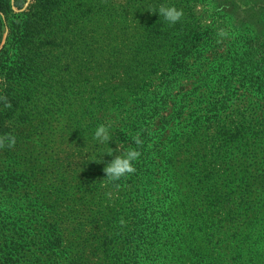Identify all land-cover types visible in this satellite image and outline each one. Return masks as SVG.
<instances>
[{
  "label": "trees",
  "instance_id": "1",
  "mask_svg": "<svg viewBox=\"0 0 264 264\" xmlns=\"http://www.w3.org/2000/svg\"><path fill=\"white\" fill-rule=\"evenodd\" d=\"M26 2L0 0V138L47 133L50 115L30 105L60 69L44 67L55 49L83 106L72 137L55 136L73 163L58 152L0 169V264H264V0H168L175 24L155 13L165 0ZM108 122L110 147L141 153L117 180L112 156L92 160ZM15 185L21 213L3 194Z\"/></svg>",
  "mask_w": 264,
  "mask_h": 264
},
{
  "label": "rangeland",
  "instance_id": "2",
  "mask_svg": "<svg viewBox=\"0 0 264 264\" xmlns=\"http://www.w3.org/2000/svg\"><path fill=\"white\" fill-rule=\"evenodd\" d=\"M32 0H27L26 4H31ZM64 12L69 9L72 10L73 4L67 3L64 6ZM17 13H20L22 10L16 9L14 10ZM8 31L5 33L4 38L2 40V44L0 48H3L7 42ZM54 56L58 61H55L54 57H50V61L46 62L44 67L45 69H49L53 64L60 67L56 72L53 71L49 75V79L42 82L37 90V81H29L34 82L33 86L36 88V93L34 92V96L32 99L31 109H38L39 113L46 112L50 115L51 119L47 120L46 128L47 133L44 135H38L40 128L32 125V129L29 131V128L25 126L20 127L23 133L19 136L20 138L15 139V144L9 146L7 142L0 147V169L2 166L7 165L11 159L10 158H18L22 161V164L30 167H38L39 164L41 166H48L49 163L53 159V155L56 153L62 154L61 157H69L68 159L72 160V157L76 151H74L71 141H56L55 136H59L61 133H68L69 137H72V132L70 131V126L73 124L72 117L81 112L82 104L79 105L76 102V96L78 90L74 91L71 87L70 82L77 81L75 78L66 76L63 74V70L66 72V67L69 66L67 60H70V53L68 51L61 52L60 49L54 50ZM58 62V63H57ZM71 62V61H70ZM69 70V69H67ZM71 74V73H70ZM83 83L87 84L89 81L100 82L102 80L101 76H88L85 75L82 79ZM3 81L0 79V89L2 87ZM78 95V94H77ZM67 125V131L63 132L64 126ZM17 127V125L15 126ZM63 144V145H61ZM8 151H10L8 153ZM74 161L72 160V163ZM23 168V167H22ZM49 184H51L48 181ZM15 189L14 192H10L11 189ZM25 188V187H24ZM24 189L21 186L15 185L11 186L6 192L3 194H8L6 199V206L8 209L17 211L21 213V208L23 204L22 194ZM3 205V202H1ZM4 206V205H3Z\"/></svg>",
  "mask_w": 264,
  "mask_h": 264
},
{
  "label": "clouds",
  "instance_id": "3",
  "mask_svg": "<svg viewBox=\"0 0 264 264\" xmlns=\"http://www.w3.org/2000/svg\"><path fill=\"white\" fill-rule=\"evenodd\" d=\"M151 11L152 9L149 8ZM159 15V18L162 17L164 21L169 24H175L181 20L183 16V10L178 8L175 4L168 2H162L159 4L156 12ZM225 35L224 31H220L219 36L223 37ZM112 124L108 123H99L93 133L92 138L97 141L99 144H107L109 146V142L113 140V135L111 132ZM135 145L139 146L143 143L139 134L133 137ZM15 136L11 134L7 135V143L9 146L15 144ZM117 147L113 149L112 147H108L107 151H104L92 160L97 162H102L103 154L107 153L112 156V159L105 164L104 172L106 174V178L110 180H117L129 173L135 171V162L139 159L141 153L137 147H127L121 150V145L117 142ZM4 144V138H0V147Z\"/></svg>",
  "mask_w": 264,
  "mask_h": 264
}]
</instances>
